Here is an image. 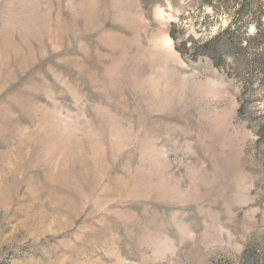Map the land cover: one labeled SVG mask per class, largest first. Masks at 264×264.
Returning a JSON list of instances; mask_svg holds the SVG:
<instances>
[{
  "label": "rangeland",
  "instance_id": "obj_1",
  "mask_svg": "<svg viewBox=\"0 0 264 264\" xmlns=\"http://www.w3.org/2000/svg\"><path fill=\"white\" fill-rule=\"evenodd\" d=\"M0 264H264V0H0Z\"/></svg>",
  "mask_w": 264,
  "mask_h": 264
},
{
  "label": "trees",
  "instance_id": "obj_2",
  "mask_svg": "<svg viewBox=\"0 0 264 264\" xmlns=\"http://www.w3.org/2000/svg\"><path fill=\"white\" fill-rule=\"evenodd\" d=\"M175 24L172 25V30L170 31V35L173 38V40L176 42L177 44V50L182 54L185 55L187 53H189V49L187 48V42H180L179 43V34L176 32V29L174 28ZM226 32V31H225ZM225 32L220 33L219 35H217L215 38L211 39V41H208L206 43H204L203 46V50L205 52H200V48H194V56L195 59L199 58V56H206L209 58H212L214 61H218L220 60V64L223 63V60L221 58V55H219V59H215V57L218 55L219 53V49L217 48L218 44L220 43L221 38H223L225 36ZM212 45V47H215L216 50L214 51H208V49L210 48V46ZM226 52L230 53V54H234L237 53V51L240 48V45L237 46H230V45H226Z\"/></svg>",
  "mask_w": 264,
  "mask_h": 264
}]
</instances>
